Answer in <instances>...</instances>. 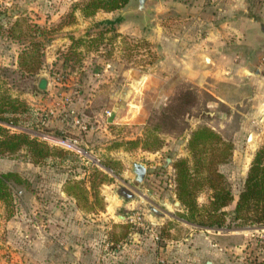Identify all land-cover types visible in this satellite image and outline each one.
Here are the masks:
<instances>
[{
	"label": "rangeland",
	"instance_id": "1",
	"mask_svg": "<svg viewBox=\"0 0 264 264\" xmlns=\"http://www.w3.org/2000/svg\"><path fill=\"white\" fill-rule=\"evenodd\" d=\"M86 1L0 0L1 108L9 110V101L4 100L16 99L38 112V125H27L25 121L34 116L23 112L16 115L21 125L4 126L10 133L25 130L63 151L42 163L31 162L24 149L0 157V172H17L26 179L23 185H14L10 202L0 201V264H116L120 243L130 240L126 232L150 236L130 222L134 212L162 213V198L172 202L173 164L188 156L187 141L194 129L209 126L232 145L229 161L219 167L234 198L229 209L256 151L264 144L263 99L246 89L230 102L220 101L212 90L185 81L174 71L175 62L166 60L163 41L153 38L154 24L162 25L165 32L179 33L185 24L180 13H185L183 9L155 15L154 0L144 17L137 15L135 0H129L114 12L99 11L87 18L81 12ZM121 10L126 12L123 16ZM115 18L120 19L113 25L115 32L98 24ZM102 31L104 35H99ZM179 43L174 41L170 48L175 50ZM34 54L37 58L29 64L31 73L20 58ZM143 73L148 79L140 95L143 81L138 87L135 81ZM43 77L42 91L39 81ZM186 89L193 92L195 104L169 127L161 122L160 112ZM220 91L232 94L226 87ZM138 104L143 113L137 114ZM4 116L11 117L9 113ZM75 119L91 127L92 133L83 135L75 127ZM114 119L117 121L112 122ZM64 130L71 134L64 136ZM62 139L66 143H57ZM132 161L146 165L141 184L134 180ZM93 165L107 173L109 181L99 184L101 177L94 179L105 204L91 211L64 192V182L68 178L88 180ZM122 187L129 189L133 198L121 196ZM209 195V189L204 188L197 194V202L206 204ZM110 196L133 206L132 215L119 231L112 229L104 215ZM175 207L181 210L176 211L181 218L183 208L180 204ZM241 222L230 219V228L195 226V230L215 240L220 230L245 229L239 239L243 244L240 256L252 264L264 249V224L236 226ZM157 230L159 239L153 241L165 244L166 233Z\"/></svg>",
	"mask_w": 264,
	"mask_h": 264
},
{
	"label": "crops",
	"instance_id": "2",
	"mask_svg": "<svg viewBox=\"0 0 264 264\" xmlns=\"http://www.w3.org/2000/svg\"><path fill=\"white\" fill-rule=\"evenodd\" d=\"M178 8L185 11H179L185 16L183 30L173 34L155 23L153 33L154 39L163 41L166 60L175 62L176 74L198 88L212 90L220 101L230 102L236 93L245 94L246 89L264 100V0H157L154 4L155 15ZM179 12L175 15L179 16ZM174 41L181 43L172 50ZM147 79L138 94L142 95ZM222 87L232 94L220 91ZM140 107L138 104L137 114L143 113ZM171 196L172 202L162 198V213H142L145 221L166 233L165 244L130 230L126 235L128 243H120L116 264H251L240 256L243 244L239 239L245 229L218 230L215 240L202 236L194 225L176 215L181 210L175 207L178 200L174 190ZM110 200L104 215L112 229L119 231L132 215L133 206L119 197L110 196ZM262 250L252 264H264Z\"/></svg>",
	"mask_w": 264,
	"mask_h": 264
},
{
	"label": "trees",
	"instance_id": "3",
	"mask_svg": "<svg viewBox=\"0 0 264 264\" xmlns=\"http://www.w3.org/2000/svg\"><path fill=\"white\" fill-rule=\"evenodd\" d=\"M129 0H87L81 7L84 17L95 16L99 11L114 12L124 7ZM119 18L105 19L98 24L109 26L106 31L115 32L113 25L119 22ZM105 31L99 33L104 35ZM30 58V60H29ZM37 56L26 55L20 58V63L33 73L29 66ZM28 65V66H27ZM46 79L43 77L39 81V88L45 89ZM175 100L178 102L175 103ZM9 101L10 109L6 110L0 105V157H9L21 149L28 152L31 162L42 163L50 157H56L63 153L61 148L50 146L33 136L27 131L10 133L4 124L19 126V116L23 112H28L34 118L25 121L27 125L33 122L38 125V112L31 105H26L16 99H6ZM195 104L194 94L191 90H184L174 101L167 104L161 113V122L169 127L175 126L176 119L188 113ZM21 107V108H20ZM9 113L11 117L4 116ZM37 121V122H36ZM41 121H39L40 123ZM30 123V124H28ZM26 126L24 129H27ZM66 131V130H64ZM83 135L89 132H81ZM64 136L71 133L66 131ZM158 149V145L156 147ZM189 154L176 160L173 164L175 171V195L180 202L184 212L181 215L186 222L203 228H230L227 220L232 222L242 221L236 226H253L264 224V144L256 151L247 171L242 189L231 209L228 207L233 202V194L230 184L224 174L219 170L221 165L227 163L232 152L231 143L225 141L221 135L209 126H200L194 129L187 141ZM156 150V149H155ZM104 167L106 166L104 164ZM92 173L88 175V180L67 179L64 182V192L74 198L79 205L86 210H93L104 207V198L100 196L98 184L95 178L100 176L99 184L107 181V173L102 172L96 165L92 167ZM113 170V168H111ZM26 179L19 173L13 171L0 172V201L10 202L13 197L14 185H23ZM88 183V184H87ZM204 188L209 189L210 195L206 204L197 202V194ZM229 209V210H228ZM125 225V224H124ZM129 231V225L125 226ZM127 235V232H126Z\"/></svg>",
	"mask_w": 264,
	"mask_h": 264
},
{
	"label": "water",
	"instance_id": "4",
	"mask_svg": "<svg viewBox=\"0 0 264 264\" xmlns=\"http://www.w3.org/2000/svg\"><path fill=\"white\" fill-rule=\"evenodd\" d=\"M151 2H154V0H135V11L137 12V15L141 16V15H145L146 12L151 11V8H149V4ZM120 15L123 16L126 12H124V10H121ZM145 17V16H144ZM154 31V29H153ZM146 77V74L143 73L139 80H136V84L141 83L144 78ZM131 172L134 175V180L136 183L141 184L143 182V180L145 179L146 173H147V168L146 165L142 162L139 161H132L131 162ZM120 194L121 196H123L126 199H131L133 198V194L132 192H130L129 189L122 187L120 189ZM180 202L176 201V205H179ZM206 264H210L209 261H207Z\"/></svg>",
	"mask_w": 264,
	"mask_h": 264
},
{
	"label": "built area",
	"instance_id": "5",
	"mask_svg": "<svg viewBox=\"0 0 264 264\" xmlns=\"http://www.w3.org/2000/svg\"><path fill=\"white\" fill-rule=\"evenodd\" d=\"M74 122H75V127L77 128V130L79 129L81 132H84V131L88 132L92 129L91 127H88L87 125L81 123L77 119H75ZM44 138H46V137H44ZM58 142L66 143L65 140H63V139L57 140V143ZM77 152H80V151L77 150ZM130 222L137 225L142 230L147 231L155 241L159 239L157 227L155 225L150 224L147 221H145L143 214L141 212L135 211L133 216L130 218Z\"/></svg>",
	"mask_w": 264,
	"mask_h": 264
}]
</instances>
